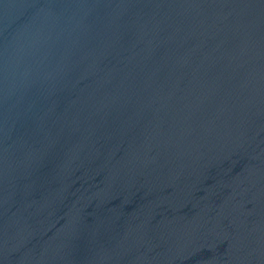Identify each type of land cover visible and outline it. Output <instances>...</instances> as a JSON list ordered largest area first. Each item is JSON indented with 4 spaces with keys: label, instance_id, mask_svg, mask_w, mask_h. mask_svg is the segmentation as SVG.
Here are the masks:
<instances>
[{
    "label": "water",
    "instance_id": "obj_1",
    "mask_svg": "<svg viewBox=\"0 0 264 264\" xmlns=\"http://www.w3.org/2000/svg\"><path fill=\"white\" fill-rule=\"evenodd\" d=\"M0 264H264V0H0Z\"/></svg>",
    "mask_w": 264,
    "mask_h": 264
}]
</instances>
